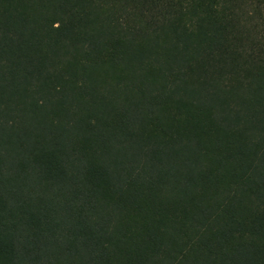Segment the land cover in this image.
<instances>
[{"label": "trees", "instance_id": "1", "mask_svg": "<svg viewBox=\"0 0 264 264\" xmlns=\"http://www.w3.org/2000/svg\"><path fill=\"white\" fill-rule=\"evenodd\" d=\"M0 264H264V0H0Z\"/></svg>", "mask_w": 264, "mask_h": 264}]
</instances>
